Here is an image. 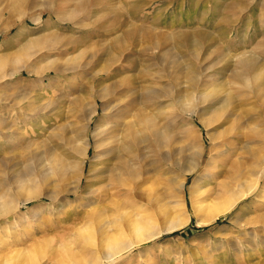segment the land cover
Listing matches in <instances>:
<instances>
[{
  "label": "rangeland",
  "instance_id": "obj_1",
  "mask_svg": "<svg viewBox=\"0 0 264 264\" xmlns=\"http://www.w3.org/2000/svg\"><path fill=\"white\" fill-rule=\"evenodd\" d=\"M54 1L0 0L4 71L22 61L39 72L23 69L0 80V119L21 134L8 150L0 143V196L14 204L0 217V264L97 263L99 254L85 236L95 242L112 236L119 229L115 205L137 216L139 206L151 207L147 188L162 191L166 180L173 181L167 198L173 212L157 228L184 225L133 246L114 264H264V174H258L264 164V83L257 92L231 82L244 54L264 66V0H90L72 21L67 16L83 0H58L68 6L63 5L62 20L50 13ZM167 50L169 61L158 62ZM121 68L125 73L115 72ZM106 70L115 74L107 78ZM148 73L163 75L154 88L163 96L158 100L162 109L173 117L161 122L165 131L158 148L145 149L134 201L116 190L98 199L92 189L104 161L95 157L101 148L93 147L92 131L104 124L105 113L116 112L112 104L121 99L123 104L133 88L153 80ZM191 73L199 86L204 84L200 92L206 101L172 104L179 90L174 77L178 74L181 85L189 87ZM91 90L103 95L97 104ZM229 92L232 99L225 102ZM192 108L198 116L190 114ZM93 110L84 131L86 114ZM85 138L90 145L77 170L73 165ZM59 158L69 167L58 176L46 175L43 182L40 175ZM194 166L200 167L191 172ZM236 172H242L241 180L236 181ZM183 179L182 193L177 185ZM25 183L36 186L39 196L25 201L20 189L30 188ZM222 183L236 193L255 188L231 210L200 225L198 218L208 217L210 205L228 199ZM189 188L196 196L192 201ZM193 204L200 206L196 216Z\"/></svg>",
  "mask_w": 264,
  "mask_h": 264
},
{
  "label": "bare ground",
  "instance_id": "obj_2",
  "mask_svg": "<svg viewBox=\"0 0 264 264\" xmlns=\"http://www.w3.org/2000/svg\"><path fill=\"white\" fill-rule=\"evenodd\" d=\"M46 1L48 3L49 2L52 3L54 0H46ZM55 1H58V0H55ZM89 1L90 0H83L82 1L83 6L82 7L80 6V8H78L77 10L74 9V11H72V13H70L67 16L68 17L67 19L69 21H72L74 20L73 18H75L76 15H78V13L84 12L86 8L90 5ZM106 1L107 0H95V2L97 3L98 2L106 3ZM59 3L60 2L58 1L56 4L57 6H55V9L52 10L50 13L56 15V17L59 20H62L59 15L63 10L62 8H64V6L65 7H68V6L62 4V2H61L62 5ZM102 35H104V33ZM104 36H107V35H104ZM171 54L169 50L162 52L159 55L158 62L159 60L165 61V62L169 61L168 59L171 57ZM244 55H242V57L241 56L238 57V61L237 63H235L236 66L234 65L235 69H233L231 72L232 73L231 82H233L234 84L239 83L247 87H250L251 85L258 92L261 89L262 84L264 83V66L261 67L257 65L255 60L251 58L252 56L249 55L250 56L249 57L247 55L245 56ZM4 65H5L4 61H0V80L8 76H11L14 73H17L18 71L23 70V69H25V71L29 74L35 73L39 75L38 71L35 72L34 69H31L30 66L26 65L22 61L21 62L17 61L14 67L6 71H4ZM52 67L48 66L46 70L51 69L55 73H57L58 70H56L55 68L52 69ZM125 69L126 68H123V69L121 68V69L116 70L115 72L119 71L121 73H125ZM108 70H106L105 71L106 73L105 72L104 73L108 74L107 78H110L112 75L115 74V72H109ZM127 70L129 71V69ZM180 73L181 72L179 71L178 74ZM178 74L177 76H175L176 74L174 75L175 76L174 80H175V86L178 87L179 90L176 93L175 99L172 98L171 99L172 101L170 102L178 103V101L179 102L180 101L182 102L185 100L193 101L195 99L199 101V103L205 102L207 99V96L200 92L205 86L204 84L203 85L201 84L203 87H200L201 85L200 86L198 85L199 79L197 78V76L191 73V76L187 78L191 84L189 88L188 85L187 86L184 84L183 86L181 85V81L179 79ZM148 76H150L151 80L152 79L153 80L150 82H147L143 86H140V87L138 86L136 88H133V90L129 94V97L131 98L128 99L127 97L128 100L126 99V102H124L123 104H122L123 102L122 99L121 101H116L114 104H112L110 109L115 110L116 112L105 113L104 116L106 119H105L104 124H97L92 131V138L94 139L93 147L95 148V150L98 148H101V151L97 152L95 154V157L104 161L101 163L103 168L99 170V173L97 174L98 176H96L94 179L95 181L94 185L97 187L92 189L93 194H95V192H98L96 196L98 199H101L104 196L111 195L110 192L112 190H116V193L118 192L117 194H119V192H125L127 196V197L125 196V198L127 199V201L133 202L134 194H135L134 190L140 187L139 182H137L139 181L137 178L143 175L141 174L140 169L138 168V165L140 164V161L145 159V156H144L145 149H148V148L157 149L160 138H161V134L164 135L165 129L161 127V122L169 121L170 115L172 113L170 110L162 109L163 106H161V103L158 100H160V98H162L163 96L159 94L157 88H154V86L156 87V85H158V81L160 82L163 75L161 76V74L159 73L158 76H153L152 74H149ZM220 85L222 86L223 84H218L216 85V87H220ZM0 87H3V86L0 85ZM91 88H94V87H91ZM113 88H109V89L113 91L115 90ZM112 91H109V92H112ZM95 94L96 93L92 91L94 103L97 104L96 100L101 101L103 99L102 98L103 95L102 94L100 95L99 93L96 95ZM195 94L198 96L196 97ZM164 95H166V93ZM231 97L232 95L230 94V92L227 93L225 102H229V100L232 99ZM170 102L166 103L168 104L166 105V107L170 106ZM196 109L197 108L190 109L189 110L190 114H194V115L196 114L198 116L199 113L197 112ZM95 113L96 111L93 110L91 114H86V124L87 125L84 131L89 130L90 123ZM20 135H21L20 132H18L16 128H14L12 125H9L8 120L5 121L3 119H0V143H4L8 147V148L5 147L7 148V150L13 146V143H14L13 141L15 140L14 138H18ZM83 142L84 143L82 145V148L80 149V151H77V155L79 157L73 165V167L77 168V170L79 168L80 169L83 168L82 166H84L85 158L87 157L88 146L90 145V141L88 138L83 139ZM154 152H156V150ZM200 152L202 153V150H200L198 153ZM196 156L199 157L200 155L197 154ZM195 160H196V157H195ZM69 165L70 164L67 163V160L65 161L62 158L61 159L59 158V160L56 159L52 165L50 164V166L47 167L48 169L47 172L44 171L45 173H42V175H40L41 180L42 181L45 180L49 174H52L53 176L60 175L62 171L66 170L69 167ZM198 167H195V166L192 168L190 167L191 172L193 170L195 171V168L197 169ZM240 167L241 165L239 166L238 164V166L236 167V170L239 171L238 169H240ZM208 168L210 169V167ZM211 169H214V168H211ZM263 172H264V164H263V167L259 170V173H258L259 177L261 176V174H264ZM237 173L238 172H236L235 174ZM234 175H232L230 179H232ZM241 175H242V172L238 173L237 177L235 176L236 181L238 179L241 180ZM254 181H255V178H254ZM163 182H161L163 184V185L161 184L163 187L161 189L162 191L156 190L157 192H154L155 190L151 189L153 186L151 188L149 187L147 188L146 199H147V202L151 205V207L150 209L146 208L144 210V208L139 206L138 208L140 209V213L137 216L136 215L134 216L131 213H127L125 210H123V208H121L117 204L115 205V209L119 213V219L117 220L119 222L118 224L119 229L115 233H113L112 236L102 237L99 241H96V242L93 240V236L92 237L85 236V240L89 241L88 244H90L91 247L95 249L94 251H96L99 254L98 255L95 253L96 255H98V257L96 256L97 263H94V264H104V263L114 264L116 263L117 258H119V256L123 252H127L133 246L138 245L143 242L150 241V239L158 237L160 234L164 233V231L172 232L178 228H181V226L184 225L183 223H181V224H172L167 227L165 226L162 229L157 228L158 221H163V222L167 221L171 217L172 212H173V209H171L167 201V198L171 197V193H172L171 186L173 184V181L166 180V183H163ZM184 183H185V179H183L179 184L177 183L178 190L181 191L182 193L184 192V188H185ZM226 183H222L220 185V189H221L222 195L223 194L229 195V197L226 196L228 199L222 202L223 200L221 201V198H222L221 197V198H218L217 200L220 199L222 203L220 204L216 203L215 205H210L208 209L210 211L208 217L205 219L198 218V223L200 225L212 222L217 216L224 214L225 212L231 210L235 202L237 201V199L251 193V191L255 188L254 185L248 186V189H245V190L243 188V191L239 188L240 191L242 192L236 193L234 191L232 192L233 189L231 190L230 185ZM26 186L30 187V185L28 184ZM157 187L158 185L156 186V189ZM36 188L37 187L35 186L33 188L30 187L29 189H25V185L20 186V189H23L22 191H24V195L26 194L25 201L29 199H34L39 196L37 194ZM76 190L77 188H74L75 192ZM132 190L134 191L133 194H131ZM197 193H198V190H197ZM207 193L206 195H208ZM217 193L218 192L216 191L215 194ZM210 194L212 195V193ZM189 195L192 201L193 196H195V194L192 193L190 188H189ZM205 199H207L206 196H205ZM192 206H193V210L195 211L194 214L196 216L198 214V211H201L200 206H195L194 204ZM13 208H14L13 201H5L4 198L0 196V217L7 215L10 212V210H12ZM89 222L92 223L91 220Z\"/></svg>",
  "mask_w": 264,
  "mask_h": 264
}]
</instances>
